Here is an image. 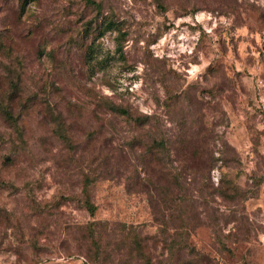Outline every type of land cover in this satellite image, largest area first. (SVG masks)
<instances>
[{
	"label": "rangeland",
	"instance_id": "obj_1",
	"mask_svg": "<svg viewBox=\"0 0 264 264\" xmlns=\"http://www.w3.org/2000/svg\"><path fill=\"white\" fill-rule=\"evenodd\" d=\"M95 1L0 0V264H264V0Z\"/></svg>",
	"mask_w": 264,
	"mask_h": 264
},
{
	"label": "trees",
	"instance_id": "obj_2",
	"mask_svg": "<svg viewBox=\"0 0 264 264\" xmlns=\"http://www.w3.org/2000/svg\"><path fill=\"white\" fill-rule=\"evenodd\" d=\"M86 4L88 6H91V8L93 9L94 12V26L92 31L96 32V38H100L101 36H103L106 32L108 31H116L118 32L117 36H116V40L118 41V48L120 49V45H119V39L123 38L126 35L125 31H122L121 29V21L117 20L113 17V15H102L101 11H102V5L99 2H96L95 0H85ZM25 4H26V0H22L21 2V12L23 11V9L25 8ZM99 15H102L101 20L99 21ZM93 55H94V49H93V42L88 44V46L86 47V53L85 56L87 59H90V61L93 59ZM88 56V57H87ZM92 64H94V62H92ZM48 107V106H47ZM109 111L112 112L113 114H117V115H122L125 118L128 119V121L134 122L136 124H149L150 122V116L147 114H141V115H133L130 110L119 106V105H115V104H109L108 105ZM2 112H3V116H4V120L7 121L9 123V126L11 128H14V130L16 131V135H18L19 139L21 142H23V138H22V124L20 121H18L19 119L15 116H13L11 108H9L8 104H2ZM57 132L58 134L61 136V138L71 144V140H70V136L68 134V130L67 127L65 126L64 123L61 122V120H57ZM152 141L157 142L155 139H153ZM167 141L166 139H160L158 140V142L160 143V147L161 149L166 148L167 147ZM157 142V144H158ZM152 144H150L149 146H151ZM151 152H152V148ZM149 150V148H148ZM5 159H9V156H5ZM93 179H90L88 176H85L84 178V183H83V187L81 190V202L83 207H85V209L87 210V212L89 213V215L91 217H93L95 215V211H96V205L93 203L90 194L88 193V186L90 185L91 181ZM234 190L237 191V188L234 187ZM224 193V192H223ZM95 225V223L91 222L89 223V232H91L92 237L94 236V229L93 226ZM92 242L98 247V243L97 241L93 238ZM185 245V244H183ZM96 258H94V261L96 262L98 260L99 255H95Z\"/></svg>",
	"mask_w": 264,
	"mask_h": 264
}]
</instances>
